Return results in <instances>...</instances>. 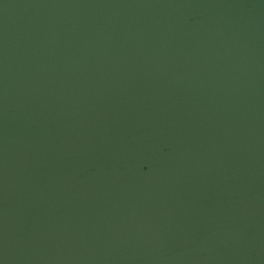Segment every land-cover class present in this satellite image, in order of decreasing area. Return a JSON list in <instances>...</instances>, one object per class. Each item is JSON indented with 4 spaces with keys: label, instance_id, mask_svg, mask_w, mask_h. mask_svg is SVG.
<instances>
[{
    "label": "water",
    "instance_id": "1",
    "mask_svg": "<svg viewBox=\"0 0 264 264\" xmlns=\"http://www.w3.org/2000/svg\"><path fill=\"white\" fill-rule=\"evenodd\" d=\"M0 264H264V0H0Z\"/></svg>",
    "mask_w": 264,
    "mask_h": 264
}]
</instances>
